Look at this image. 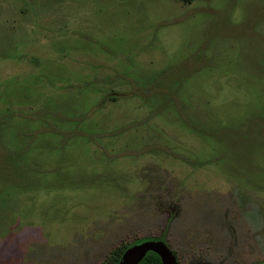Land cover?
<instances>
[{
	"label": "rangeland",
	"instance_id": "rangeland-1",
	"mask_svg": "<svg viewBox=\"0 0 264 264\" xmlns=\"http://www.w3.org/2000/svg\"><path fill=\"white\" fill-rule=\"evenodd\" d=\"M164 229L264 264V0H0V264Z\"/></svg>",
	"mask_w": 264,
	"mask_h": 264
},
{
	"label": "water",
	"instance_id": "water-1",
	"mask_svg": "<svg viewBox=\"0 0 264 264\" xmlns=\"http://www.w3.org/2000/svg\"><path fill=\"white\" fill-rule=\"evenodd\" d=\"M149 251L159 256L161 264H177L171 249L164 242L156 240H146L128 247L117 264H139Z\"/></svg>",
	"mask_w": 264,
	"mask_h": 264
},
{
	"label": "trees",
	"instance_id": "trees-1",
	"mask_svg": "<svg viewBox=\"0 0 264 264\" xmlns=\"http://www.w3.org/2000/svg\"><path fill=\"white\" fill-rule=\"evenodd\" d=\"M165 234H166V229H164V231L161 233V235H159L157 237H154V238H152L151 236L145 237V238H143L140 241H138V240L135 241L131 245H133L135 243L137 244V243H140V242H143V241H146V240L162 241V242H164L167 245L166 240H165ZM131 245L125 246V247L121 248L118 251H113L112 255L103 264H117L118 261L120 260L121 256H122V254ZM171 251H172V253H173V255H174V257H175V259L177 261V264H181L179 262L178 258H177L176 252L173 251V250H171ZM139 264H161V260H160L159 256L156 253H154L152 251H149Z\"/></svg>",
	"mask_w": 264,
	"mask_h": 264
}]
</instances>
